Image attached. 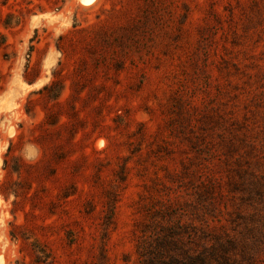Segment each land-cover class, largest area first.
<instances>
[{
	"label": "rangeland",
	"instance_id": "obj_1",
	"mask_svg": "<svg viewBox=\"0 0 264 264\" xmlns=\"http://www.w3.org/2000/svg\"><path fill=\"white\" fill-rule=\"evenodd\" d=\"M201 177L264 264V0H0V264H140Z\"/></svg>",
	"mask_w": 264,
	"mask_h": 264
},
{
	"label": "trees",
	"instance_id": "obj_2",
	"mask_svg": "<svg viewBox=\"0 0 264 264\" xmlns=\"http://www.w3.org/2000/svg\"><path fill=\"white\" fill-rule=\"evenodd\" d=\"M59 86L53 79L39 91H51L56 99ZM217 208L202 177L192 188L181 184L173 197H163L159 211L141 229L140 264H256L262 251L250 250L243 233L250 228L221 229Z\"/></svg>",
	"mask_w": 264,
	"mask_h": 264
},
{
	"label": "bare ground",
	"instance_id": "obj_3",
	"mask_svg": "<svg viewBox=\"0 0 264 264\" xmlns=\"http://www.w3.org/2000/svg\"><path fill=\"white\" fill-rule=\"evenodd\" d=\"M83 4H91L95 2L96 0H80Z\"/></svg>",
	"mask_w": 264,
	"mask_h": 264
},
{
	"label": "crops",
	"instance_id": "obj_4",
	"mask_svg": "<svg viewBox=\"0 0 264 264\" xmlns=\"http://www.w3.org/2000/svg\"><path fill=\"white\" fill-rule=\"evenodd\" d=\"M30 84H34V82L30 83Z\"/></svg>",
	"mask_w": 264,
	"mask_h": 264
}]
</instances>
